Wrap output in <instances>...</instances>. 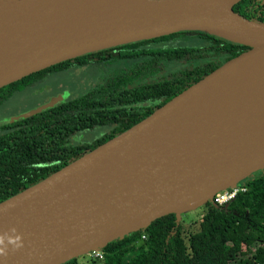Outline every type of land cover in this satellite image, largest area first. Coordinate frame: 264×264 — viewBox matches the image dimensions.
Segmentation results:
<instances>
[{"label":"water","instance_id":"95a60500","mask_svg":"<svg viewBox=\"0 0 264 264\" xmlns=\"http://www.w3.org/2000/svg\"><path fill=\"white\" fill-rule=\"evenodd\" d=\"M241 1L0 0V89L62 62L178 33L249 49L0 202V264H63L98 252L165 216L178 223L264 171V23L236 13Z\"/></svg>","mask_w":264,"mask_h":264},{"label":"trees","instance_id":"16d2710c","mask_svg":"<svg viewBox=\"0 0 264 264\" xmlns=\"http://www.w3.org/2000/svg\"><path fill=\"white\" fill-rule=\"evenodd\" d=\"M233 10L264 23V0H242ZM141 41L62 62L0 89V106L14 93L46 75L94 65L100 70L119 61H136L131 69L102 80L81 96L57 103L31 117L0 125V202L65 167L71 161L111 140L145 119L227 61L248 51L203 33L199 48H144L182 35ZM197 63L158 77L169 63ZM146 82L137 83L138 81ZM155 80L151 83L148 81ZM152 87H158L157 93ZM144 102L153 103L149 104ZM142 105L140 107H136ZM14 120V121H13ZM108 128L90 143L71 145L77 133ZM246 188L228 205H203L198 232L185 240L182 221L168 215L146 228L109 242L97 253L100 264H264V171L240 182ZM243 252H237V250ZM253 250V251H252ZM63 264H78L77 259Z\"/></svg>","mask_w":264,"mask_h":264},{"label":"rangeland","instance_id":"374dc122","mask_svg":"<svg viewBox=\"0 0 264 264\" xmlns=\"http://www.w3.org/2000/svg\"><path fill=\"white\" fill-rule=\"evenodd\" d=\"M205 42L192 33H184L170 40L159 44H150L144 48L166 47L183 48L203 47ZM136 61H119L100 70L94 65L81 68H71L68 71L54 73L44 76L41 80L34 83L33 86L23 88L14 93L5 103L0 106V125L9 122L12 119L20 117L36 108L49 102L51 98L67 95V100L75 99L87 92L90 88L100 83L102 80L117 75L124 70L131 69ZM197 63H170L165 67L166 72H175L182 68L196 66ZM109 131L108 128H95L92 131H83L76 134L70 140L71 145L90 143L97 139L101 134ZM205 208L198 206L181 214L183 238L186 240L190 234L198 232L200 220L204 216ZM253 251V250H252ZM92 252V251H91ZM91 252H86L77 258L78 264H100L93 263ZM243 252V250H237Z\"/></svg>","mask_w":264,"mask_h":264},{"label":"built area","instance_id":"2783aa9c","mask_svg":"<svg viewBox=\"0 0 264 264\" xmlns=\"http://www.w3.org/2000/svg\"><path fill=\"white\" fill-rule=\"evenodd\" d=\"M246 188H240V187H235L233 189L225 190L219 193H216L212 197V204L217 207H222L224 205H228L232 200L235 199V197L239 193H245ZM94 258H100V254L97 252L92 253Z\"/></svg>","mask_w":264,"mask_h":264},{"label":"flooded vegetation","instance_id":"af4514ba","mask_svg":"<svg viewBox=\"0 0 264 264\" xmlns=\"http://www.w3.org/2000/svg\"><path fill=\"white\" fill-rule=\"evenodd\" d=\"M170 64V63H169ZM168 64H166V66H167ZM165 66V67H166ZM183 69V68H182ZM181 70V69H180ZM179 71V70H178ZM177 71H175V72H166L165 71V69L162 71V72H160V73H158L156 76H158V77H170V75L171 74H174V73H176ZM153 81H155V80H152V81H148V83H151V82H153ZM144 82H146V80H144V81H138L137 83H144ZM152 89H153V92L154 93H157L158 91H159V88L158 87H152ZM146 103H149V104H152L153 105V103H150V102H144V104H142V105H145ZM142 105H138V106H136V107H140V106H142ZM105 128V127H104Z\"/></svg>","mask_w":264,"mask_h":264}]
</instances>
